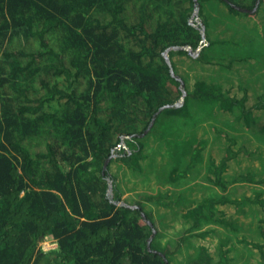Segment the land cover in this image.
<instances>
[{
	"label": "trees",
	"instance_id": "1",
	"mask_svg": "<svg viewBox=\"0 0 264 264\" xmlns=\"http://www.w3.org/2000/svg\"><path fill=\"white\" fill-rule=\"evenodd\" d=\"M197 2L201 12L204 6L220 10L218 3L225 8L227 17L214 20L218 26L228 19L223 31L235 26V17L264 21V0L257 7V0ZM193 8L194 0H0V264H171L174 253L160 248L161 232L142 203L170 205L164 201L169 189L125 203L110 172L121 162L139 173L151 139L167 146L160 182L186 187L203 178L213 189L183 215L189 226L177 249L203 225L234 229L218 217V205L264 204L260 192L239 201L221 194L237 183L264 184L249 169L226 176L242 147L233 150L229 140L216 162L204 157L208 142L193 135L222 113L248 125L253 110L264 111V94L247 108L245 92L230 97L211 80L196 79L175 107L182 93L173 60L184 55L199 67L228 70L254 60L264 67V22L255 28L256 45L237 36V27L233 38L209 42L193 58L182 50L201 42L189 24ZM171 47L175 76L163 56ZM256 157L264 174V154ZM47 239L57 248L44 253ZM219 255L218 264H225L222 250ZM187 257L186 264H212L203 247Z\"/></svg>",
	"mask_w": 264,
	"mask_h": 264
},
{
	"label": "rangeland",
	"instance_id": "2",
	"mask_svg": "<svg viewBox=\"0 0 264 264\" xmlns=\"http://www.w3.org/2000/svg\"><path fill=\"white\" fill-rule=\"evenodd\" d=\"M216 7H219L220 10L217 11L204 6L201 12L197 0H194V8L189 17V24L198 28L201 42L196 50H192L189 46L182 47V50L187 51L193 58H196L200 51L208 46L209 42L233 38V31L237 30V27L240 28V32H236V35H243L245 42L251 40L255 44L258 41L257 29L255 28L263 25L261 23L264 22L263 20L235 17L233 22L235 26L231 25V30L228 28V31H223L227 29L228 19L224 20L225 24L221 23L218 26H216L217 21L214 20L225 19L227 12L219 3ZM165 10L166 8L163 12ZM240 11L246 12V10L241 9ZM157 15L155 13L154 17L156 18ZM166 15H162V21L167 19ZM175 18L176 16L173 18L170 16L169 20L172 24H174ZM207 38L210 40H207ZM135 43L131 41L127 45L136 48ZM171 50L175 49L172 47L167 49L163 56L166 63L168 61L167 64L170 67L171 74L175 76L168 57V52ZM173 60L177 67L175 78L182 83L180 90L181 93H184V97L182 98L181 94L175 102L174 105H177V107L183 104L186 95L185 87L191 91L196 79L211 80L215 85H220L224 91H229L228 95L230 97L240 99L243 92H245L247 95V108H253L258 101V97L264 94V67L257 66L254 60H250V65L235 64L230 70L219 66L214 68L199 67L198 64H194L195 62L191 64L190 59L184 55H176ZM181 100L183 101L181 102ZM222 114L224 115L218 114L215 121H208V123L200 125L201 127L194 131L193 135L197 140L202 138L208 142L203 151L204 157L210 155L218 162L224 156V148L230 145L229 140H234V144L230 145L232 149L239 150L242 147L244 151L239 152L236 160L228 162L225 171L226 176L233 177L249 169L257 174L255 180L264 178L262 165L259 158L256 157L258 153L264 154V111L253 110L255 119L248 125L242 121H234V117L229 114ZM212 125L218 129V132L213 131ZM155 141L156 139H151L142 148V153L146 157L140 159L141 171L139 173H132L127 170L121 162H113L110 165V172L118 178L117 186L122 192V201H125V203H135L144 196H156L158 193L163 194L169 189L167 193L170 196L164 201L166 204L170 203V205L159 206L141 201L144 203V209L152 210V215L161 232L158 240L160 248L168 245L169 252L174 253L171 264H186L187 255H191L199 247L206 249L212 264L219 263V250L223 251L225 264H264V204H249L246 202L242 205L228 203L218 205L215 207L216 214L218 217H223L227 222L234 224V229L221 225H203L192 233L193 236L189 238L187 246L186 244L181 245L177 249L175 241L184 237L183 232L189 226L183 215L189 208H193L198 202L211 195L213 189L208 186L210 184L203 178L199 181H189V185L187 184L186 187H174L169 183L160 182L159 177L166 171L168 151L165 143H155ZM122 146L125 147L123 143ZM116 149L119 150L120 147L118 146ZM163 170L165 171L162 172ZM257 192L261 193L259 199L264 201V184L237 183L229 185L226 192L219 193L225 195L229 200L236 199L239 201L243 198L254 200ZM178 196H182V198L177 199ZM154 235L152 234L149 238V244ZM40 248L44 253H48L56 249L57 245L55 241L47 239L41 244Z\"/></svg>",
	"mask_w": 264,
	"mask_h": 264
},
{
	"label": "water",
	"instance_id": "3",
	"mask_svg": "<svg viewBox=\"0 0 264 264\" xmlns=\"http://www.w3.org/2000/svg\"><path fill=\"white\" fill-rule=\"evenodd\" d=\"M258 4H259V0H257V2H256V7L258 6ZM252 12H255V9H253V11ZM251 12V13H252ZM167 63H168V61H167ZM171 72V71H170ZM172 73V72H171ZM180 86H182V83L180 82ZM184 97V93L182 92V98ZM183 100H181V102H182ZM175 106H177V105H175ZM154 119V118H153ZM152 123H153V120H152V122H151V124L149 125V127H148V130H149V128L152 126ZM107 163H108V160H106V162H105V164H104V169L106 168V166H107ZM107 193L108 194H110L111 193V183L109 182V186H108V191H107ZM153 235H154V232H153ZM149 242H150V240H148V245H149Z\"/></svg>",
	"mask_w": 264,
	"mask_h": 264
}]
</instances>
